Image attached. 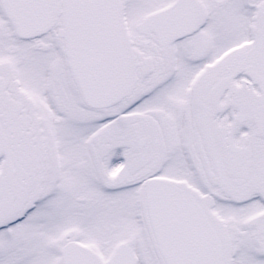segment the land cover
Wrapping results in <instances>:
<instances>
[{
    "label": "snow or ice",
    "instance_id": "6c2138e0",
    "mask_svg": "<svg viewBox=\"0 0 264 264\" xmlns=\"http://www.w3.org/2000/svg\"><path fill=\"white\" fill-rule=\"evenodd\" d=\"M0 264H264V0H0Z\"/></svg>",
    "mask_w": 264,
    "mask_h": 264
}]
</instances>
